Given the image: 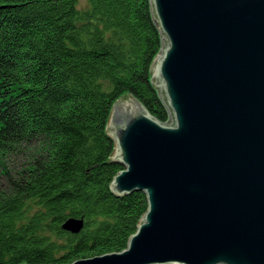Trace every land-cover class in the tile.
<instances>
[{"label":"trees","instance_id":"obj_1","mask_svg":"<svg viewBox=\"0 0 264 264\" xmlns=\"http://www.w3.org/2000/svg\"><path fill=\"white\" fill-rule=\"evenodd\" d=\"M149 0H0V264H71L126 247L142 193L112 197L113 102L167 122ZM82 219L76 235L61 230Z\"/></svg>","mask_w":264,"mask_h":264},{"label":"water","instance_id":"obj_2","mask_svg":"<svg viewBox=\"0 0 264 264\" xmlns=\"http://www.w3.org/2000/svg\"><path fill=\"white\" fill-rule=\"evenodd\" d=\"M149 3L167 122L116 99L103 164L123 168L112 197L140 192L146 210L125 249L71 264H264V0Z\"/></svg>","mask_w":264,"mask_h":264},{"label":"bare ground","instance_id":"obj_3","mask_svg":"<svg viewBox=\"0 0 264 264\" xmlns=\"http://www.w3.org/2000/svg\"><path fill=\"white\" fill-rule=\"evenodd\" d=\"M152 70H154V67H153V69Z\"/></svg>","mask_w":264,"mask_h":264},{"label":"rangeland","instance_id":"obj_4","mask_svg":"<svg viewBox=\"0 0 264 264\" xmlns=\"http://www.w3.org/2000/svg\"><path fill=\"white\" fill-rule=\"evenodd\" d=\"M153 83V82H152ZM81 231V230H80ZM78 234V233H77Z\"/></svg>","mask_w":264,"mask_h":264}]
</instances>
